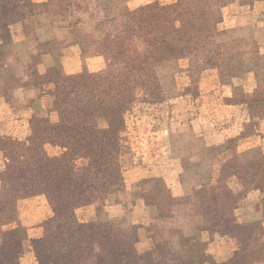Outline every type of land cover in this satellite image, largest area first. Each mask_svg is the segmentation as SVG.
<instances>
[{
    "label": "trees",
    "instance_id": "16d2710c",
    "mask_svg": "<svg viewBox=\"0 0 264 264\" xmlns=\"http://www.w3.org/2000/svg\"><path fill=\"white\" fill-rule=\"evenodd\" d=\"M14 1L21 4L12 5L14 15L19 17L22 15L20 8L23 4L28 8L26 16L23 17L24 22L28 24L24 26L25 33L30 30L29 18L36 11L60 9L64 3V0H47L40 3H34L33 0ZM220 1L176 0L168 4L152 2L135 9L122 7L118 16L111 20L109 31H106L105 36L97 44L98 51L106 58V70L97 74L95 78L94 74L92 75V78L105 84L102 98H97L91 93V103L98 102V105L94 109L84 110L69 102L67 97L60 95V92H56L52 107L58 113L56 122H51L47 116L35 115L31 121L32 133L26 140H19L12 135L0 136V150L6 158V169L1 174V186L6 191L2 197L5 199L0 201V218L3 214L12 218L18 200L25 196L43 193L52 206V215L42 223V234L30 242L37 264L164 263L151 253L142 254L137 251L135 243L138 235L135 228L128 231L121 224L109 219L93 223L83 222L76 216V209L83 204L99 200L103 193L118 184L121 167L117 159L122 130L121 114L132 102L133 94L130 95V92L139 86L147 90L150 86L149 78H152V75L159 76L157 64L174 58L181 59L186 56L200 58L203 55L204 64L211 63L226 71L228 76H237L243 72L242 69H252L261 86L259 85L260 87L244 100L248 101L250 109L255 110L257 106L264 109L262 71L264 59H256V56L246 57L247 54L254 53L256 43L254 36L244 40L235 36L234 29L219 30L216 27V21L221 14L218 9ZM9 22L0 20V28H6ZM234 42L240 46V50H233L230 53L235 54L236 58L225 57V53H229L225 51L226 48ZM45 49L47 48L44 47ZM152 51L160 52L161 56L156 61L148 62L145 57ZM59 67L60 64L51 65L47 73L42 74L38 72L36 63L32 64L28 71L29 84L42 86L43 82H37L36 79L46 77L51 79V73L56 71L58 73ZM98 115L107 117L108 123L103 129L94 130L92 120ZM96 131L99 134L96 135ZM51 132L63 137V141L69 145L70 153L66 159L49 161L41 153V145L50 138ZM231 140L233 139L228 141ZM81 148L83 153L89 156V161L78 170L74 165V153ZM216 148L207 150L214 151ZM112 152L116 155L109 159V153ZM221 154L224 162L220 168L222 178L217 179L216 188H220L214 195L216 197L214 202L219 205L215 210L214 224L216 227H222L232 223L233 230L230 234L238 235V240L242 242L246 239L258 240V251L256 254L252 253V262L254 263L257 257L262 264L264 225L260 222L238 223L234 219H229L221 208L225 205L227 208L234 207L238 202L237 196L226 183L230 176L238 177L244 187L242 193L252 188H264V156L258 155L242 161L237 148L234 151L235 159L232 154L231 158L226 159L222 150L218 156ZM215 156L216 154L212 159ZM197 193L196 188L188 197L194 200V206ZM146 196L153 199L161 198L169 210L168 204L172 197L166 189L159 191L151 189L147 191ZM161 209L163 207H158L157 213L166 215L167 213H163ZM209 219L208 215L207 217L202 215L200 227L210 230L213 220ZM248 228H252L253 233L245 236L244 232ZM261 239L263 242H260ZM24 243L23 238L10 241L11 255L3 259L5 264H19L16 258L24 253ZM204 251L198 257L191 255L180 257L177 262L200 264ZM245 257L247 256L242 251L236 258L220 264H248ZM13 259H16V262Z\"/></svg>",
    "mask_w": 264,
    "mask_h": 264
},
{
    "label": "rangeland",
    "instance_id": "374dc122",
    "mask_svg": "<svg viewBox=\"0 0 264 264\" xmlns=\"http://www.w3.org/2000/svg\"><path fill=\"white\" fill-rule=\"evenodd\" d=\"M33 1L40 3L37 0ZM149 1L152 0H132L129 2V7L136 8ZM158 1L172 3L176 0ZM231 2L230 0L220 1L218 9L221 14L216 21V27L219 30H229L236 26L233 17L236 7ZM16 4H19L18 1L8 0L6 3V0H0V20L2 22L9 20L8 26L17 34L20 31L24 32V26L28 25L23 20L28 8L26 4H23L20 8L23 13L19 17L13 14L14 6L12 5ZM256 12L258 14L254 16V22L249 25L252 28L254 43L256 42L254 53H249L250 55L247 54L246 57L256 56V59H264V5L259 6ZM237 49L240 50L238 43L229 45L225 50L229 53H225V57L236 58L235 54L230 53ZM6 53V51L3 52L5 57H7ZM147 56L145 59L149 62L156 61L161 54L158 51H152ZM219 57L222 58L221 55ZM179 61L180 68L169 78L163 79L152 75L153 77L148 80L150 86L147 90L139 86L130 92V95L133 94L132 102L121 114L120 151L117 155L121 165L120 180L117 185L103 193L99 200L79 206L76 209V216L83 222L93 223L95 221L92 213L93 205H96L97 209L99 207L111 209L120 203L125 206V212L119 217H123L126 221L141 218L148 220L153 213L151 208L147 209V214H144L145 209L140 205L136 208L129 207L144 187L140 185L142 173L131 176L130 170L150 168L158 171L175 165L186 174V183H192L191 174L194 171L198 172L199 183L196 186L198 193L194 206L196 216L200 218V221H203L202 215L206 217L208 215L209 221L213 220V224L210 225L212 237L206 245L200 264L226 263L233 257L236 258V255L242 251L247 256L245 261L248 264H260L257 257L256 261L252 262V253L256 254L258 251V240L246 239L242 242L238 240V235L230 234L233 230L232 223L222 227H216L214 224L215 210L219 208V205L214 202L216 198L214 195L220 188H216L217 179L222 178V172H218V169L224 161L220 159L221 154L217 162L211 166L210 159L215 154L217 156L221 150L226 159L231 158V154L235 159L234 151L237 146L244 148L253 144L264 153V109H259L258 106L255 110L250 109V104L244 100L261 85L252 69H242L243 72L239 75L228 76L226 71H222L219 67L211 63L204 64L203 55L200 58L186 56ZM60 65V71L52 72L51 79L47 77L36 79L37 82H43V85L39 87L40 93L36 97H18L9 94V91L17 85L12 78L13 66L6 64L5 61L0 63V72L2 71L0 74L6 77L5 83H2L0 76V97L4 96L9 105L7 109L9 114L6 116L8 133L5 136L12 135L19 140H26L32 133L31 121L35 115H44L51 122H56L58 113L52 108L56 92H60L61 96L67 97L69 102L75 103L84 110L94 109L98 105V102L91 103V93H94L97 98L104 96L105 84L94 78L106 70V63L97 61L85 64L81 63L78 57L73 56L66 58ZM37 70L45 74L48 67H37ZM93 74L94 78H92ZM29 82L27 79L24 81L25 84ZM92 122H94V130L103 129L107 126L108 118L98 115ZM202 123L207 124L208 127L209 125L219 127V131H224L225 139L216 146L214 151L207 150L206 143L211 137L205 130H199V124ZM51 134L50 138L41 145V153L49 161L66 159L67 154L70 153L69 145L63 141V137L53 132ZM95 134L99 132L96 131ZM229 139L233 140L228 141ZM225 148L227 150H224ZM74 154V165L78 170L88 164L89 156L83 153L82 148ZM113 155L116 154L109 153L108 158L112 159ZM5 169L6 158L0 150V201L5 199L2 197L6 189L1 186V174ZM226 183L232 193L237 196L238 202L231 208H227L226 205L222 207L221 210L225 215L238 223L260 222L264 225V188H252L242 193L244 187L236 175L228 177ZM128 185L132 186V190H124ZM51 207L46 195L39 193L20 198L12 218L5 214L1 216L0 264H5L3 259L11 255L10 241L19 238H23L25 242L24 253L16 258L19 264H37L30 242L31 239L42 234L43 221L53 213ZM114 211L108 210V213L113 214ZM161 211L168 212L166 204ZM108 213L104 210L101 216L106 217ZM257 231L258 229L255 232ZM244 233L245 236L248 233L252 234L253 229L248 228ZM260 242H263L262 239ZM261 252L264 253L263 247ZM156 258L161 259L164 262L162 264H178L170 255ZM16 259H13L14 262ZM181 264H189V262H181Z\"/></svg>",
    "mask_w": 264,
    "mask_h": 264
},
{
    "label": "crops",
    "instance_id": "0c3cea01",
    "mask_svg": "<svg viewBox=\"0 0 264 264\" xmlns=\"http://www.w3.org/2000/svg\"><path fill=\"white\" fill-rule=\"evenodd\" d=\"M130 1L132 0H76L72 2L64 0L63 7L60 9L38 10L30 16L31 27L26 33L20 31L16 34L10 29V26L0 28V63L5 61L6 64L9 63L13 66L12 78L17 83L9 91V94L18 97H36L40 93L38 86L24 83L26 79L29 80V67L34 63L40 68L49 67L62 64L66 58L73 56L78 57L80 62L85 64L97 61L106 63L104 54L98 51V41L105 36L106 31H109V27L112 25L111 20L118 16L122 7L135 9L129 7ZM230 1L236 7V12L233 14L236 26L232 28L235 36L244 40L252 37L253 32L249 25L254 22V16L258 14L256 11L259 6L264 5V0ZM152 2L168 4L152 0L141 5ZM44 47L47 49L44 50ZM4 51L7 52V57L3 55ZM179 60L174 58L157 64L156 70L160 78H169L171 74H174L180 68ZM0 76L2 83H5L6 77L3 74ZM0 104V135H5L8 133L6 116L9 114L7 110L9 105L4 96L0 97ZM202 129L211 137L210 141L206 143L207 148L216 147L225 139L224 131H219V127L215 128L213 125L208 127L207 124L202 123L199 124V130ZM237 153L242 161L255 158L258 155L264 156V153L255 144L244 148L237 146ZM218 157L217 154L213 159H210L211 166L217 162ZM220 159L224 158L220 157ZM220 168L221 166H219L218 172ZM130 172L131 176L142 173L140 185L144 187L134 200L135 202L131 203L129 207L136 208L140 205L146 210V212L144 210V214H147V209L151 208L152 216L148 220L141 218L126 221L123 217H119L125 212V206L118 203L111 209H105V207L102 209L103 207H101L99 211L96 205H93V219L95 221L113 220L128 231L135 228L138 235L136 249L139 253H151L155 258L157 255H170L174 261L190 255L198 257L212 237L208 228L200 227L201 221L196 216L194 200L188 198L199 183L198 172L194 171L191 174L192 183L185 182L186 174L175 165L164 167L158 171L150 168H133ZM151 189L154 191L166 189L170 193L172 201L168 204L169 210L166 215H159L156 211L158 207L164 206L161 198L153 199L146 196L147 191ZM124 190H132V186H126ZM104 210L107 213L108 210L115 211L113 214L108 213V217H102Z\"/></svg>",
    "mask_w": 264,
    "mask_h": 264
}]
</instances>
